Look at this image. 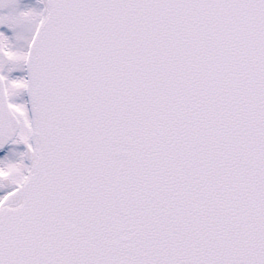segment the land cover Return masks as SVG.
<instances>
[{
    "label": "snow or ice",
    "instance_id": "1",
    "mask_svg": "<svg viewBox=\"0 0 264 264\" xmlns=\"http://www.w3.org/2000/svg\"><path fill=\"white\" fill-rule=\"evenodd\" d=\"M0 264H264V0H0Z\"/></svg>",
    "mask_w": 264,
    "mask_h": 264
}]
</instances>
